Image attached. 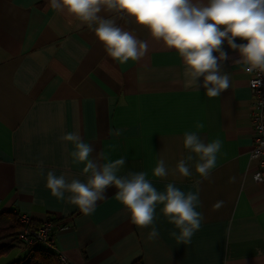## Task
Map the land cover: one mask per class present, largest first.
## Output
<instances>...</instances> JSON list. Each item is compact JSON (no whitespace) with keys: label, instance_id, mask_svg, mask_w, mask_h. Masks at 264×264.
I'll return each mask as SVG.
<instances>
[{"label":"crops","instance_id":"obj_1","mask_svg":"<svg viewBox=\"0 0 264 264\" xmlns=\"http://www.w3.org/2000/svg\"><path fill=\"white\" fill-rule=\"evenodd\" d=\"M101 15L145 41L147 54L120 64L93 31L48 0H0V209L35 223L51 219L56 225L48 248L67 264H264V190L253 179L249 74L238 53L223 45L229 60L220 61L221 71L229 73L231 86L209 98L203 89H185L183 61L174 50L131 18ZM115 129L123 130L120 136ZM76 130L98 165L126 156L119 176L144 171L160 192L173 183L197 193L202 223L191 243L170 237L174 229L163 205L154 213L160 236L149 241L148 229L132 224L114 186L91 215L52 197L45 187L48 170L68 182L90 177L83 164L72 162V146L60 140ZM187 131L205 143L223 142L207 179L195 174L199 158L183 147ZM189 156L194 174L185 178L176 164ZM157 159L164 161L166 177L152 176ZM12 237L0 240L15 250L4 264L30 249Z\"/></svg>","mask_w":264,"mask_h":264},{"label":"clouds","instance_id":"obj_2","mask_svg":"<svg viewBox=\"0 0 264 264\" xmlns=\"http://www.w3.org/2000/svg\"><path fill=\"white\" fill-rule=\"evenodd\" d=\"M58 12H66L94 32L108 56L120 64L137 62L147 54L148 45L132 32L120 27L116 20L101 13H119L121 18H131L147 30L149 35L174 50L183 61L185 89L204 90L209 98L220 96L231 86L230 75L221 71L220 61L229 60L223 45L238 53L239 61L249 73L264 74V0H48ZM239 40L241 43H236ZM214 53H218L214 55ZM255 85L264 86V78ZM202 127V125H198ZM121 129L113 135L120 136ZM60 140L72 146L69 155L74 163L83 164V173H90L87 182L73 179L68 182L63 174L48 170L45 187L51 196L75 206L84 215H91L97 202L105 198L106 190L114 186L120 203L127 209L133 225L148 229L147 239L155 242L160 230L155 223L157 205L173 231L169 233L178 244L188 245L199 231L202 216L198 207V194L185 192L168 183L163 192L158 191L144 171L127 176L117 173L126 164V156L108 160L102 165L90 157L93 149L81 138L78 130L68 131ZM184 149L198 156L194 172L207 179L217 166L223 142L217 138L205 143L200 134L187 131L183 134ZM258 155V154H257ZM179 160L176 171L185 178L193 176L188 161ZM163 178L168 169L157 159L151 172ZM254 180L264 183V173H256ZM235 181V177L230 178ZM66 193L68 194L66 196Z\"/></svg>","mask_w":264,"mask_h":264},{"label":"built area","instance_id":"obj_3","mask_svg":"<svg viewBox=\"0 0 264 264\" xmlns=\"http://www.w3.org/2000/svg\"><path fill=\"white\" fill-rule=\"evenodd\" d=\"M247 73L249 74L248 87L251 94L250 111L253 131L250 159L257 161V167L253 173L254 177L256 173H264V86L258 88L254 83L257 79L264 78V74ZM254 181L264 190V183ZM17 216L21 227L12 237V240L18 241L25 247H31L36 243H42L45 247H50V235L53 232L54 225H56L51 219L47 218L41 223H35L28 215L20 213ZM58 256L61 264L68 263L64 255L59 254Z\"/></svg>","mask_w":264,"mask_h":264},{"label":"trees","instance_id":"obj_4","mask_svg":"<svg viewBox=\"0 0 264 264\" xmlns=\"http://www.w3.org/2000/svg\"><path fill=\"white\" fill-rule=\"evenodd\" d=\"M20 227L21 224L16 213L0 211V240L14 236ZM10 247V244L1 245L0 255L7 252ZM28 248L30 249L23 258L12 261L9 264H60L58 254L48 247L31 246Z\"/></svg>","mask_w":264,"mask_h":264},{"label":"rangeland","instance_id":"obj_5","mask_svg":"<svg viewBox=\"0 0 264 264\" xmlns=\"http://www.w3.org/2000/svg\"><path fill=\"white\" fill-rule=\"evenodd\" d=\"M10 250L0 255V264H4V262H6V260H8L11 257V254L14 253L13 251H15V250H12L10 252Z\"/></svg>","mask_w":264,"mask_h":264}]
</instances>
